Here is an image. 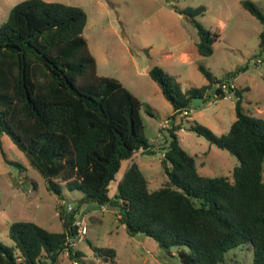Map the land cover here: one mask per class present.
Listing matches in <instances>:
<instances>
[{"label":"trees","instance_id":"trees-1","mask_svg":"<svg viewBox=\"0 0 264 264\" xmlns=\"http://www.w3.org/2000/svg\"><path fill=\"white\" fill-rule=\"evenodd\" d=\"M241 4L262 23L259 46L264 49V11L253 0ZM204 10L200 4L181 12L197 28L198 52L210 55L219 34L197 20ZM86 20L83 8L61 1L20 0L10 8L0 22V134H7L48 178L49 191L60 195L63 181L82 192V202L116 207L128 234L153 238L169 255L174 247L182 264H218L227 249L246 241L252 245V264H264V118L243 110L242 91L228 79L237 70L220 79L199 63L207 82L183 90L175 75L152 65L149 75L173 108L166 132L160 128L166 178L151 187L135 161L116 178L122 160L156 149L144 133L139 98L117 77L97 73L83 35ZM217 82H228L227 91L216 88L217 98L235 95L228 130L217 134L197 121L187 128L237 157L232 177L200 173L177 137L183 110L193 98L211 96ZM59 216L63 228L58 231L32 220L10 222L14 244L0 240V264H52L65 249L70 257L83 255L68 243L77 216L62 208ZM90 248L106 264H124L112 246Z\"/></svg>","mask_w":264,"mask_h":264},{"label":"rangeland","instance_id":"rangeland-1","mask_svg":"<svg viewBox=\"0 0 264 264\" xmlns=\"http://www.w3.org/2000/svg\"><path fill=\"white\" fill-rule=\"evenodd\" d=\"M18 1L0 0V22L7 18L10 8ZM53 1L78 5L85 10L87 20L83 35L98 63L97 73L117 77L141 101L144 133L156 151H139L131 159L122 160L116 178L132 161L148 177L151 187L160 186L166 178L160 163L159 122L169 116L173 108L149 75V68L154 64L175 75L183 90L207 82L197 68L199 63L220 79H224L226 71L237 70L228 79L242 91L243 110L264 118V49L259 46L262 23L243 7L241 0ZM253 1L264 11V0ZM200 4L205 10L197 15V20L219 34L212 43L210 55L198 52L197 28L181 12V9ZM258 58L261 62H257ZM209 97L191 100L177 137L181 146L195 157L200 173L232 177L233 167L238 164L237 157L187 128L188 123L197 121L217 134L228 130L235 118V95L230 93L215 101ZM179 118L177 114L175 119L179 121ZM262 179L264 181V165ZM47 182L48 178L30 163L11 138L0 134L2 242L14 244L8 234L13 220H32L49 230H61L59 211L62 208L82 218L87 225L83 238L71 246L82 250L83 255L70 257L65 249L52 264H74L73 258L80 264H106L102 258L93 256L90 244L114 247L117 259L124 264H182L174 247L173 254L169 255L153 238L143 233L128 234L118 220L116 207L82 202L79 200L82 192L69 189L63 181H59L61 194L57 195L47 189ZM69 204L70 210L67 209ZM252 258V245L246 241L227 249L218 264H252Z\"/></svg>","mask_w":264,"mask_h":264},{"label":"built area","instance_id":"built-area-1","mask_svg":"<svg viewBox=\"0 0 264 264\" xmlns=\"http://www.w3.org/2000/svg\"><path fill=\"white\" fill-rule=\"evenodd\" d=\"M257 62H261V59H257ZM222 88L224 91H227L228 89V86H227V83L225 82H222V83H215L214 84V87H213V90H212V95L209 97L212 101H215L217 96L219 95V93L217 92L216 88ZM230 94V93H228ZM188 111L189 109H184L183 110V113L184 114H188ZM170 122H171V118L169 116H167L166 118L162 119L160 122H159V125H160V128H165V127H169L170 125ZM67 209L70 210L72 209L71 207V204H69L67 206ZM74 224H75V229H76V233L73 237H69L68 238V243L70 245L76 243L77 240H81L84 236V234L87 232V225L86 223L82 220V218H75L74 219ZM74 264H79V262L77 260H74L73 261Z\"/></svg>","mask_w":264,"mask_h":264},{"label":"crops","instance_id":"crops-1","mask_svg":"<svg viewBox=\"0 0 264 264\" xmlns=\"http://www.w3.org/2000/svg\"><path fill=\"white\" fill-rule=\"evenodd\" d=\"M97 65H98V63H97ZM230 83V82H229ZM227 84H228V82H227ZM230 85H233L232 83H230ZM129 163H131V162H129ZM91 216V215H90ZM92 217V216H91Z\"/></svg>","mask_w":264,"mask_h":264}]
</instances>
